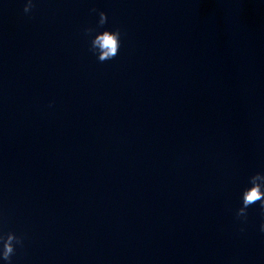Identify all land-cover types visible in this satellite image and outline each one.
<instances>
[{
	"label": "clouds",
	"instance_id": "obj_1",
	"mask_svg": "<svg viewBox=\"0 0 264 264\" xmlns=\"http://www.w3.org/2000/svg\"><path fill=\"white\" fill-rule=\"evenodd\" d=\"M34 0H26L23 8L25 14L31 13L34 9ZM92 12H97L95 8ZM98 27H102L107 23V14L99 11ZM93 28H85L84 33L91 35ZM121 46V31L119 28L115 30H104L97 32L91 40V51L97 54L100 62L114 59L119 54ZM250 187H247L242 193V206L236 211V217L242 222L247 221L248 209L259 203L262 216H264V173L257 172L249 178ZM243 230V229H242ZM261 232H264V222L260 225ZM17 245L23 246V238L17 236L13 232L0 234V260L11 264L12 257L16 253Z\"/></svg>",
	"mask_w": 264,
	"mask_h": 264
}]
</instances>
